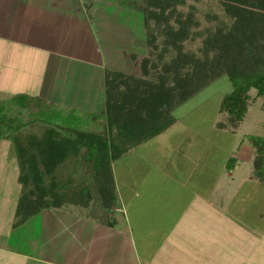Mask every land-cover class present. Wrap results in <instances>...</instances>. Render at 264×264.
Wrapping results in <instances>:
<instances>
[{"label":"rangeland","instance_id":"1","mask_svg":"<svg viewBox=\"0 0 264 264\" xmlns=\"http://www.w3.org/2000/svg\"><path fill=\"white\" fill-rule=\"evenodd\" d=\"M138 1L142 0H134L136 8L132 6L133 0H0V23L5 21L4 28L11 35L18 28L31 27L29 41L33 44L31 50H17L21 54L12 61L24 70L17 81L4 82L5 88L0 90L8 92H0V100L16 93L39 96L47 101L46 107L54 116L46 124L107 132L102 92L105 70L138 77L142 74L144 58L154 53L147 44V26L136 5ZM190 5L202 13H216L227 26L232 23L233 18L224 14V5L217 0H186L184 6H177L178 11L186 13ZM147 23L153 26L155 19L149 18ZM169 23L178 26L174 18H169ZM208 23L201 18L200 28ZM162 40L158 35V47ZM11 52L12 48L9 51L5 44L1 59ZM142 75L146 79L149 74ZM232 88L231 80L220 76L174 109L172 127L113 162L119 199L109 219L114 217L122 225L118 226L119 230L107 231L104 227L108 221L104 208L108 206L104 207L92 183L89 186L92 207L65 204L61 208L45 209L13 229L14 208L20 195L16 181L18 166L13 146L2 140L0 264H8L10 254L32 255L40 260H28L27 264H167L160 257L163 260L162 256H170L178 249L172 245L176 242L173 236L178 232L179 236L183 235V230L187 234L191 223H202L209 215L197 199L203 196L192 192L195 184L184 183L194 182V178L208 180L207 184L212 185L209 188L206 184V192H212L220 204L224 193L216 186L220 187L221 170L235 160L242 164L241 170L251 168L242 161L243 152L254 147L251 139L259 138L260 143L264 139V96L255 97L253 89L238 128L221 131L215 127L221 117L218 110L222 95ZM36 110L33 105L25 110L24 119L33 118ZM53 127L58 130L56 125ZM230 159L234 161L229 162ZM252 187L230 199L225 197L230 207L225 208L226 212H234L232 217L227 216L228 221L225 213H215L214 229L219 224L223 227L217 235L212 229L213 239L220 241L212 247L213 264H233L237 257L253 259L258 256L253 252L256 249L260 250L261 262L256 259L254 264H264V217L258 216L261 210L264 213V190L258 192ZM121 208L123 212H119ZM236 227L240 229L238 236ZM254 231L257 233L253 235ZM252 235L260 239L259 244L250 241Z\"/></svg>","mask_w":264,"mask_h":264},{"label":"trees","instance_id":"2","mask_svg":"<svg viewBox=\"0 0 264 264\" xmlns=\"http://www.w3.org/2000/svg\"><path fill=\"white\" fill-rule=\"evenodd\" d=\"M217 1L224 5V14L233 18L229 26L216 13L199 12L193 5L186 13L178 11L177 6H184L186 0L136 3L154 53L142 63L141 73L149 74L146 79L142 74L134 77L105 70L107 132L52 123L56 130L46 124L54 116L39 96L16 93L0 100V142L11 143L19 169L20 195L13 228L44 209L87 206L92 199L91 183L109 207L117 198L111 163L163 132L175 121L174 109L222 75L231 80L233 88L222 95L221 117L215 126L229 130L239 126L248 109L250 90L255 97L264 96V0ZM149 18L155 19L153 26L148 25ZM169 18L178 26H170ZM201 18L209 25L200 28ZM158 35L163 38L161 47L156 43ZM32 105L37 108L33 118L24 119V111ZM260 140L251 139L258 153L264 152V139Z\"/></svg>","mask_w":264,"mask_h":264},{"label":"crops","instance_id":"3","mask_svg":"<svg viewBox=\"0 0 264 264\" xmlns=\"http://www.w3.org/2000/svg\"><path fill=\"white\" fill-rule=\"evenodd\" d=\"M18 20H21V18H19ZM3 22H5V21H2L0 23L3 27V30L0 31V52H3V47L5 44L8 48V50L10 51V49L12 48L13 52H11V54H8L10 56L3 57V59H1V57H0V59H1L0 60V88H5L4 82H6L8 80H10V81L11 80L12 81L18 80L19 74L21 73V70H24V69H22V67L20 66L19 63L16 65L12 60L14 57H16V55L21 54V53L19 54L21 49L25 48L24 50H26V49L31 50L30 48L33 46L32 42L29 41L30 39H32L31 38L32 37L31 36V27L26 26L25 29H21V28L19 29L18 28L17 29L18 31H16V33L14 32L15 35L14 34L11 35L7 32L8 30L4 28L6 23L3 25ZM13 30H15V28ZM29 30H30V32H29ZM21 33H23V35H20ZM27 33H29V35ZM12 46H14V48H18V49L15 50ZM0 92L6 93V92H8V90L1 89ZM102 92H104V87H103ZM174 123H175V121L169 127H167L164 131H166L168 128L172 127L174 125ZM216 128H218V127H216ZM218 129L221 131L226 130V129H221V128H218ZM163 132H161V133H163ZM161 133H159V134H161ZM159 134H157L155 136H158ZM155 136H153L152 138H154ZM152 138H150V139H152ZM150 139H148V140H150ZM148 140H146V141H148ZM146 141H144V142H146ZM144 142H142V143H144ZM142 143L139 144L138 146H136L135 148L142 145ZM135 148H133V149H135ZM210 152H211V148H210ZM243 156L244 157H242V161L245 160V162H247L248 166H251V168L246 167V169H245V167H243V170H241L242 164L237 163L236 160H235V162H233L234 160L230 159L229 162L230 161L233 162L232 163L233 166L228 165L227 168H225V170H223V169L221 170L220 174H222V176H221V181H220V187L216 186V188L218 187L217 188L218 190L220 188L221 192L224 193V196L222 197L220 204L217 202L215 196L213 198V194H211L212 192H210V193L206 192L207 191L206 184L209 183L208 180L207 181L206 180L196 181V178H194L193 179V180H195L194 182H189L188 184L184 183V185H186V186L195 184V186H193L194 189H192V192L195 195L197 193H200V195L203 196V197L200 196L197 199L202 204L201 205L202 210L204 212L208 211L209 215H207L205 217V221H203L202 223H197V224L191 223L192 225L187 230L188 231L187 234H185L184 230H183V235L179 236L180 232H178V234L176 233L173 236V238H174V240H176V242H174L172 245L174 248H178V249H174V251L172 252V255H170V256H167V255L162 256V257H164L163 260L160 257V261H164V263H167V264H213L212 259H213L214 255H212V247L214 246V243H215V245L220 243V241L218 242L215 239H213V230H215L216 235H217L222 231V227H223L222 226L223 224H219L217 227L215 225L216 229H214V225L212 224V221H213V219L216 218L215 213H218V212L225 213L224 218L226 219V221L229 220V219H227L228 218L227 216L232 217V214H234V212L231 210H230L231 212H229L230 214L226 212L225 208H230V207L227 206L228 200H225V197L227 199H230L235 195V193H238V195H239V194L243 193V189L247 190V188H250L251 185H253L252 189H254L258 192H261V190H264V152L258 153V151L256 150V147L254 146L253 148H245V150L243 152ZM113 162L111 163V172H112L113 184L115 185L117 198H116L115 202L111 204V209H109V207L108 208L105 207V205H104V207H105L104 209L108 215V221H106V225L104 226L105 228H107V231H111L112 229L119 230V228H118L119 225L122 227L121 224L117 223V221L114 217L111 220L109 219V217L112 215V209H115L116 202L119 199L118 194H117V190H118L119 185L116 184V173H117V171L116 170L114 171V169H113V166H112ZM17 166H18V164H17ZM244 166H247V165L244 163ZM114 172H115V176H114ZM18 173H19V169H18ZM18 173L16 176V181H17ZM238 175H241V177H239ZM194 176H195V174L192 177H194ZM196 182L198 184H196ZM181 183H182V181H181ZM210 184H207L209 186V188H211V185H212V184L211 185ZM198 188H199V190H198ZM247 194H249V193H247ZM262 195H263L262 200L264 202V194H262ZM92 200L93 199H91L89 201L87 206H85V207L80 206V207H83V208L92 207L93 206ZM125 202L126 201H123V204L125 207H127V204ZM16 203H17V201H16ZM101 204H103V203H101ZM218 204L220 205L219 207H218ZM63 206L64 205H62V207ZM77 206H79V205H77ZM15 207H16V204H15ZM14 211H15V208H14ZM119 212H123L122 208L119 209ZM258 216L260 219L262 217H264V213L262 212V210L258 213ZM11 227H12V224H11ZM18 227H16V228H18ZM13 229H15V228H13ZM236 229L238 230L237 231V236H238V232L240 229H238L237 227H236ZM255 231L253 232V235L255 233H257ZM253 235H252L253 240L249 237L250 241H252V242L257 241V243L259 244L260 239L253 236ZM123 236L125 238V235H123ZM179 237L182 240H180ZM242 238L243 237L241 236L239 239H242ZM220 239L224 240L222 238H220ZM182 247H186L187 249L185 250ZM198 247H199V250L197 251ZM252 247H253V244H252ZM201 250L204 251V254H200ZM255 251H256V253H258V256H255L253 259L250 258L249 256H246V259L242 258L240 260L237 257V261L235 259L233 261V264H254L256 259H258V261L260 263L261 262V258H259L260 250L256 249L253 252H255ZM160 253H161V251H160ZM18 258L19 259L21 258V259L18 260ZM28 260L40 261L37 259V257L34 258L32 255L10 254V256H8L6 263H8V264H27ZM17 262H19V263H17ZM50 264H54V263H50Z\"/></svg>","mask_w":264,"mask_h":264}]
</instances>
